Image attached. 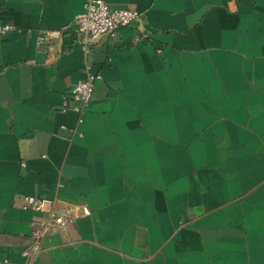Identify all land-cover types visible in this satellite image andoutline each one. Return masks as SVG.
Returning a JSON list of instances; mask_svg holds the SVG:
<instances>
[{"label": "crops", "instance_id": "obj_1", "mask_svg": "<svg viewBox=\"0 0 264 264\" xmlns=\"http://www.w3.org/2000/svg\"><path fill=\"white\" fill-rule=\"evenodd\" d=\"M84 1L0 0V264L31 247L26 195L78 212L28 264H264V0H106L140 19L88 54Z\"/></svg>", "mask_w": 264, "mask_h": 264}, {"label": "built area", "instance_id": "obj_2", "mask_svg": "<svg viewBox=\"0 0 264 264\" xmlns=\"http://www.w3.org/2000/svg\"><path fill=\"white\" fill-rule=\"evenodd\" d=\"M139 19L140 12L135 8H113L106 0H85L83 9L73 17L70 24L86 41L83 49L85 54H88L90 52L89 42H97L105 36L114 37L119 28L133 24ZM13 28L14 25L9 21H0V37ZM61 33L60 28L43 30L37 36V45L46 46ZM84 72V76L62 94L63 108L71 107L80 114L88 108L93 99L94 86L101 79V74L93 70L89 63ZM24 199L25 207L42 214L41 217L33 220L30 249L21 252L25 258L21 264H28L29 257L41 250V237L57 232L72 223L78 212L72 205L55 207L50 205L46 199L35 195H26ZM88 212L89 209L82 206L81 213L87 214Z\"/></svg>", "mask_w": 264, "mask_h": 264}]
</instances>
